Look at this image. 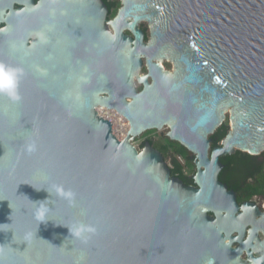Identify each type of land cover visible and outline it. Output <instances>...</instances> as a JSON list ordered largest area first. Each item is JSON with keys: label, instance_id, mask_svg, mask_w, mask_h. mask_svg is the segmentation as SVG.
<instances>
[{"label": "water", "instance_id": "water-1", "mask_svg": "<svg viewBox=\"0 0 264 264\" xmlns=\"http://www.w3.org/2000/svg\"><path fill=\"white\" fill-rule=\"evenodd\" d=\"M64 1L81 12L82 35L91 29L87 65L46 59L40 34L28 46L27 17L41 2L0 0V64L20 72L17 98L0 94V264H264V214L239 207L219 179L222 156L264 153V0H122L115 33L104 28L103 0ZM84 12L98 15L86 23ZM163 15H187L197 40L207 32L213 64L199 90L202 78L186 62L184 80L169 85L182 110L169 112L155 83L139 75V47L153 49L159 28L148 46L136 29ZM174 56L173 80L182 74ZM148 65L160 69L149 58ZM98 107L128 120L124 138ZM228 108L230 130L209 154ZM165 125L192 153L195 185L173 177L149 143L134 145Z\"/></svg>", "mask_w": 264, "mask_h": 264}, {"label": "flooded vegetation", "instance_id": "flooded-vegetation-1", "mask_svg": "<svg viewBox=\"0 0 264 264\" xmlns=\"http://www.w3.org/2000/svg\"><path fill=\"white\" fill-rule=\"evenodd\" d=\"M33 1L35 4H38L40 2L42 3V11L31 12L27 17L30 25L28 46H31L33 43H35L38 39V34H40L43 40L41 46L42 49H40L43 50L46 59H58L64 64L70 63L73 68L75 67V65L79 66L80 63L84 65L89 64L91 55V29H89L88 35H82V31L80 29L82 23L81 12H70L69 7L64 0ZM103 2L108 8V12H105L104 14V28L110 33H115L111 21H114L118 16V10L122 7V0H103ZM111 5H114V7L116 8V12H114V7L112 9L113 12L110 11L109 8ZM18 7L19 6L17 5L15 6V8ZM145 13L147 15L151 14V12ZM97 15L98 12H84L83 17H85V19H83V21L86 23L90 22L94 20ZM162 17L163 20H154L152 23L148 22L147 20L141 19L136 26V29L142 34L141 45L143 46L152 44L153 27L157 26L156 28H159L160 34V36L157 37L156 41L154 42L153 49L139 47V51L141 53V68L139 70V75L148 76L149 84L152 85L153 83H155L158 94L166 103V105H164L165 109L167 112H169L171 107L175 110H182L181 102L174 101L173 90L169 87V85H171L173 82L176 83L177 81H183L185 76L187 75V69L194 65V67L197 68V73H199L202 78V80H200V82L196 85V87L200 90V87L203 84L207 83V74H209V70H212L213 64L212 59L209 56V52L204 47L205 41L208 38L207 32L202 34L201 38L197 40L192 30V24L189 21L187 15L184 19H178V16L176 18L174 15H168L165 16V18L163 15ZM166 18H168V20H166ZM132 21V18L126 19V23H131ZM156 21H158V23ZM159 22H161L162 26L159 25ZM121 25L123 26V24L120 23L118 28L121 29L122 34L127 37H131L132 40H134L135 37L132 34L131 30H129L128 28L124 29V26L121 27ZM0 27H5V24L1 23ZM203 29L206 31L204 27ZM193 42L196 43L195 46L199 50L198 54H195L193 51ZM161 52H165L166 56L164 58L158 59V54H160ZM171 53L176 56L178 68L180 70V73H182L175 80H173L175 77L172 78V76H175L176 61L171 58ZM148 58L152 60L153 64H159L160 69L154 66L150 68V66L148 65ZM186 62L189 67L187 66ZM134 85L136 88V93H140L143 90L144 86L137 81V78L134 79ZM187 86L191 85L189 83H186V87ZM191 88L194 91L192 86ZM127 100H131V98L127 97ZM185 100L187 101V98ZM165 128L166 127H164L162 130H164ZM127 132L128 131H126V133ZM156 132L157 131H148L146 133L147 135L142 134L143 136L139 137L143 139L141 147L138 148L139 151L143 150L149 143L151 147L158 150L162 154V147H167L165 142H169L171 140L167 137L168 133L165 134L166 136L162 137L154 136V133ZM211 136L212 135L209 136V139H211ZM158 137L161 138L158 140ZM212 142L210 144L209 154L214 148L211 147ZM170 146L168 148V151L171 149ZM169 153L171 152H166L167 157H170ZM173 156L175 157V154H173ZM164 159H167L166 156L164 157ZM223 170L224 168L222 169V171ZM194 174L195 171L193 172L192 177L194 176ZM257 180L258 176L253 178L250 177L249 179H247L246 184L243 183L242 188L238 192L229 188V186L228 188L236 193V199L239 207H242L244 203H250L258 208L260 213L264 214V185H261V183L258 185ZM257 186L261 187L262 192L260 194L257 193L248 197L247 193H250L251 190L256 189ZM242 190H244V192H242ZM240 211L241 209L239 208L236 214L238 215ZM209 215L212 218H215L214 213L210 212ZM256 218L260 219L261 216L256 215ZM249 230L250 226L246 231L247 236L244 238V240L247 239ZM259 235L261 238H263L261 231H259ZM234 236H236V234H234ZM238 246V243H234L233 245L234 248ZM242 258L246 261L248 260L246 252L242 254Z\"/></svg>", "mask_w": 264, "mask_h": 264}, {"label": "trees", "instance_id": "trees-1", "mask_svg": "<svg viewBox=\"0 0 264 264\" xmlns=\"http://www.w3.org/2000/svg\"><path fill=\"white\" fill-rule=\"evenodd\" d=\"M114 5L110 6V11H112ZM115 8V7H114ZM116 12V8L115 11ZM230 128L227 123H224L217 131L210 137L213 139L212 148L220 145L221 141L226 137ZM170 148L173 149L175 157L171 158V175L173 177L180 178L186 185H194L192 175L187 173L188 169H195L194 161L192 158V153H190L184 146L180 145L177 142L169 141ZM169 147L163 146L161 149L164 157ZM181 161H184L181 162ZM220 162L224 165V170L221 172L219 179L225 183L229 188L238 192L243 183L246 184L247 179L250 177L258 176V185H264V153L260 156H251L247 153H243L237 150L235 153L227 156H222ZM251 190V189H250ZM244 192V190H242ZM261 187L257 186L256 189L251 190L250 193H247V196L250 197L253 194L261 193ZM244 197V195H243Z\"/></svg>", "mask_w": 264, "mask_h": 264}, {"label": "rangeland", "instance_id": "rangeland-1", "mask_svg": "<svg viewBox=\"0 0 264 264\" xmlns=\"http://www.w3.org/2000/svg\"><path fill=\"white\" fill-rule=\"evenodd\" d=\"M107 112H109V115H111L110 117H108V116H106V115H104V114H106V112H103V113H101L100 112V114L101 115H103V116H105V117H108L111 121H112V123H113V131H114V134L116 135V136H118L120 139L121 138H124L125 137V134H126V131H128L129 130V128H128V130H126V129H123L122 130V128H121V123H116L115 121H116V118H117V115H115L114 114V111L112 112V111H107ZM114 114V115H113ZM229 116H230V112H228V114H227V117H226V120H225V122L224 123H227L229 126H230V121H229ZM223 123V124H224ZM125 130V131H124ZM151 131H157V130H151ZM148 132V131H147ZM147 132H145V133H143V135H147L146 133ZM158 132V131H157ZM154 133V136H166L165 134H167L168 132H169V128L168 127H166L164 130H160L158 133ZM143 135H141V136H143ZM140 136V137H141ZM161 137H158L157 139L159 140ZM142 142H143V139L142 138H136L135 140H134V145L137 147V148H139V147H141V144H142ZM166 143V145H167V147H169L170 146V143L167 141V142H165ZM171 153H169L170 154V157H168L167 159H166V162L168 163V165L171 167V158L173 157V154H174V151L172 150V149H170L169 150ZM181 162H183L184 163V161H181ZM187 170V173L189 174V175H193V172L195 171V169H186Z\"/></svg>", "mask_w": 264, "mask_h": 264}, {"label": "clouds", "instance_id": "clouds-1", "mask_svg": "<svg viewBox=\"0 0 264 264\" xmlns=\"http://www.w3.org/2000/svg\"><path fill=\"white\" fill-rule=\"evenodd\" d=\"M19 80L20 72L18 69L0 64V94L16 99Z\"/></svg>", "mask_w": 264, "mask_h": 264}, {"label": "bare ground", "instance_id": "bare-ground-1", "mask_svg": "<svg viewBox=\"0 0 264 264\" xmlns=\"http://www.w3.org/2000/svg\"><path fill=\"white\" fill-rule=\"evenodd\" d=\"M100 108H102V109H100ZM97 110L99 111V112H101V113H103V112H106V114H104V115H106V116H108V117H110L111 115H109V112H107V111H111V110H107L106 108H103V107H98L97 108ZM230 110V108H228L227 110H226V112H225V116H226V114L228 113V112H230L229 111ZM113 112V111H112ZM114 114L115 115H117V118H116V123H121V128H122V130L123 129H126V130H128V128H130V125H129V122H128V120H125L126 118L124 117V116H122L121 114H118L116 111H114ZM113 114V115H114ZM112 117V116H111ZM164 127H167L166 125L164 126ZM163 127V128H164ZM162 128V129H163ZM162 129H160V130H162ZM125 131V130H124ZM127 134V133H126ZM126 136V135H125ZM122 139V138H121Z\"/></svg>", "mask_w": 264, "mask_h": 264}]
</instances>
